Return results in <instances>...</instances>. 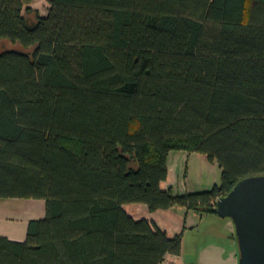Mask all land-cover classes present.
Masks as SVG:
<instances>
[{
    "label": "trees",
    "instance_id": "16d2710c",
    "mask_svg": "<svg viewBox=\"0 0 264 264\" xmlns=\"http://www.w3.org/2000/svg\"><path fill=\"white\" fill-rule=\"evenodd\" d=\"M3 39L23 51L0 52V199L45 217L0 235V264H164L181 235L124 205L217 214L264 175V0H0ZM177 151L220 183L162 189Z\"/></svg>",
    "mask_w": 264,
    "mask_h": 264
},
{
    "label": "crops",
    "instance_id": "0c3cea01",
    "mask_svg": "<svg viewBox=\"0 0 264 264\" xmlns=\"http://www.w3.org/2000/svg\"><path fill=\"white\" fill-rule=\"evenodd\" d=\"M194 154L184 151L169 154L167 159L168 176L167 180L161 183L162 189L173 191V186L169 183L171 166L175 165L177 161L180 165L186 157L190 159L196 156ZM205 158L203 155L201 163L208 162ZM204 184L206 185V182ZM123 208L135 221L146 219L164 231L170 238L181 235V254L166 256L164 264H186L188 255L184 249L188 241L193 243L191 254H195L199 264H238L239 254L235 247V242L237 244L235 226L227 218H221L215 213L189 210L185 207H174L156 212H150L143 204H126ZM12 239L23 241L21 238Z\"/></svg>",
    "mask_w": 264,
    "mask_h": 264
},
{
    "label": "rangeland",
    "instance_id": "374dc122",
    "mask_svg": "<svg viewBox=\"0 0 264 264\" xmlns=\"http://www.w3.org/2000/svg\"><path fill=\"white\" fill-rule=\"evenodd\" d=\"M24 8L30 6L45 15L48 0H23ZM33 18L32 14L30 15ZM29 16V17H30ZM8 50L23 51L18 44L8 40H0V52ZM192 158L187 157L179 165L178 161L170 168V184L174 195L209 190L221 181V171L217 164L202 162V154L195 153ZM206 157V156H205ZM206 159V158H205ZM206 182V185L204 184ZM188 191V192H187ZM45 217V201L42 199H0V235L7 238H26L27 225L30 220H40ZM230 223L232 220L227 218ZM235 234V232H234ZM236 235V234H235ZM14 240V239H12ZM192 241L185 245L186 264H199L195 254H191ZM238 251V246L235 242Z\"/></svg>",
    "mask_w": 264,
    "mask_h": 264
},
{
    "label": "water",
    "instance_id": "95a60500",
    "mask_svg": "<svg viewBox=\"0 0 264 264\" xmlns=\"http://www.w3.org/2000/svg\"><path fill=\"white\" fill-rule=\"evenodd\" d=\"M216 213L235 226L238 264H264V175L239 181L217 200Z\"/></svg>",
    "mask_w": 264,
    "mask_h": 264
}]
</instances>
